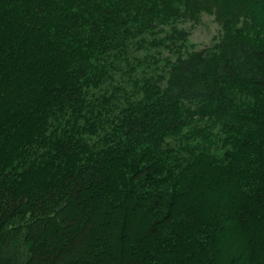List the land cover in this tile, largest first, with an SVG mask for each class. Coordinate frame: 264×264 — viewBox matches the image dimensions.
<instances>
[{"label":"trees","instance_id":"1","mask_svg":"<svg viewBox=\"0 0 264 264\" xmlns=\"http://www.w3.org/2000/svg\"><path fill=\"white\" fill-rule=\"evenodd\" d=\"M0 264H264V0H0Z\"/></svg>","mask_w":264,"mask_h":264},{"label":"rangeland","instance_id":"2","mask_svg":"<svg viewBox=\"0 0 264 264\" xmlns=\"http://www.w3.org/2000/svg\"><path fill=\"white\" fill-rule=\"evenodd\" d=\"M179 28H184L189 30L187 45H193L195 49H201L205 46L211 45L217 41L219 28L216 22L213 20V17L203 13L197 23H192L190 21L179 22L176 24ZM143 49H137L133 53L132 58L142 57L144 52ZM153 51V50H152ZM151 52V51H149ZM163 53L168 55L169 53L163 49ZM172 58V57H171ZM153 64V63H152ZM143 68V66L141 65ZM144 67L148 69L152 68V65L149 61L144 62Z\"/></svg>","mask_w":264,"mask_h":264}]
</instances>
